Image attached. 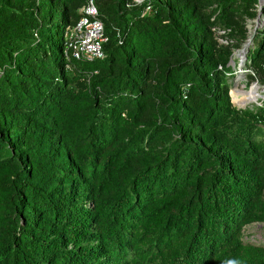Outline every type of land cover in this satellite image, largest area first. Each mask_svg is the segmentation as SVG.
<instances>
[{"label":"trees","instance_id":"16d2710c","mask_svg":"<svg viewBox=\"0 0 264 264\" xmlns=\"http://www.w3.org/2000/svg\"><path fill=\"white\" fill-rule=\"evenodd\" d=\"M214 1L95 0L104 56L77 60L87 0H0V264H264L241 233L264 222V100L233 105L214 35L258 13L241 65L263 80L264 4Z\"/></svg>","mask_w":264,"mask_h":264},{"label":"rangeland","instance_id":"374dc122","mask_svg":"<svg viewBox=\"0 0 264 264\" xmlns=\"http://www.w3.org/2000/svg\"><path fill=\"white\" fill-rule=\"evenodd\" d=\"M140 1L142 3L144 0ZM161 1L165 2L167 0ZM207 1L209 6L206 7L205 14L210 16L212 15L213 17L215 1ZM259 3L263 5L264 0H260ZM239 22L243 23L245 27V38L238 33L230 36L226 33V30L220 26L218 28H214V35L218 39L220 47L219 53H221L222 58L223 54H229V63L233 65L234 68V75L228 79V82L231 83L229 91L231 102L238 108H247L254 104L259 105L261 100H264V79H261L262 74H260L261 76L258 74L253 76V72L251 70L246 69L241 65L245 57V51L251 43L257 30L261 28L262 21L257 13L254 16H247L246 14L244 15V20H240ZM232 94L234 98L232 97ZM262 197L264 199V189ZM241 233L244 242L264 245V222H251L245 224L241 228Z\"/></svg>","mask_w":264,"mask_h":264},{"label":"built area","instance_id":"2783aa9c","mask_svg":"<svg viewBox=\"0 0 264 264\" xmlns=\"http://www.w3.org/2000/svg\"><path fill=\"white\" fill-rule=\"evenodd\" d=\"M140 4V0H132ZM150 10V6H146ZM80 11L83 13L74 26L65 32L67 48L71 58L77 60H93L104 56L102 44L107 40L104 35L102 21L97 18L98 9L95 0H87Z\"/></svg>","mask_w":264,"mask_h":264},{"label":"clouds","instance_id":"9594fccd","mask_svg":"<svg viewBox=\"0 0 264 264\" xmlns=\"http://www.w3.org/2000/svg\"><path fill=\"white\" fill-rule=\"evenodd\" d=\"M227 264H238V261L230 260V261L227 262Z\"/></svg>","mask_w":264,"mask_h":264},{"label":"bare ground","instance_id":"6f19581e","mask_svg":"<svg viewBox=\"0 0 264 264\" xmlns=\"http://www.w3.org/2000/svg\"><path fill=\"white\" fill-rule=\"evenodd\" d=\"M236 94V93H235ZM233 98H234V96H233Z\"/></svg>","mask_w":264,"mask_h":264},{"label":"water","instance_id":"95a60500","mask_svg":"<svg viewBox=\"0 0 264 264\" xmlns=\"http://www.w3.org/2000/svg\"><path fill=\"white\" fill-rule=\"evenodd\" d=\"M260 1V0H259ZM249 42V41H248Z\"/></svg>","mask_w":264,"mask_h":264}]
</instances>
